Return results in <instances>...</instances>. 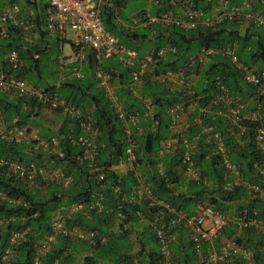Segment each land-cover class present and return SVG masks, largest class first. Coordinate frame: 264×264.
<instances>
[{"label": "trees", "instance_id": "obj_1", "mask_svg": "<svg viewBox=\"0 0 264 264\" xmlns=\"http://www.w3.org/2000/svg\"><path fill=\"white\" fill-rule=\"evenodd\" d=\"M190 1L204 13L208 12L210 3L203 0ZM215 1L217 0H213V2ZM227 1L230 5H237L240 0ZM111 2L113 5L124 4V2L116 3L115 0H111ZM164 2L165 0H158V8L152 9L151 14H156L162 10ZM261 12H264V10ZM100 13L105 29L115 36L112 31L113 29H119L114 24L115 19L119 16L118 10L115 13L110 8L102 7ZM26 21L35 26L33 32L38 35V39L34 40L35 42L27 43L23 41L18 30L11 27L5 28L6 36L0 38V65L8 67L2 58L6 53L15 51L18 61L13 67H8V72L16 78L27 81V78H41V67H46L51 58L59 53L60 41L57 36L47 37V33L41 29L40 24H37L36 21L33 23L30 18H27ZM235 26L236 19L222 22L213 28H196L187 32L170 26L162 29L160 38L164 37L162 36L163 33H167L168 37H166L165 43L173 45L176 54L179 53L183 56L194 54L200 48L219 50L225 44H234L236 45V55L240 60L243 61V55L247 54V59L252 65L260 62L261 67L258 68L257 72H264V34L256 36L253 50L244 53L245 47L250 48L251 46L250 39L248 34L245 33L239 36ZM119 34L126 42L129 38L131 40L135 38L129 33L119 32ZM126 44L128 45V42ZM129 46L133 47L132 45ZM133 48L136 50L135 47ZM87 59L92 66L93 58L90 51H88ZM243 63L249 66L245 61ZM157 65L154 73L169 67L171 63L167 64L159 60ZM110 72L113 78L112 70ZM122 74L125 79L119 82V85H121L120 90L115 93L121 99L128 113L142 115L139 101L132 99L130 95L128 71L125 70ZM202 75L207 78L205 88H192V94L184 97L181 95V91L168 93L154 82L145 79L144 89L140 93V97L150 99L155 108L152 120L157 123V126L154 133L144 131L135 140L138 147L137 151H134L136 155L134 166L141 168L142 174L146 177L147 182L151 184L155 199L167 204L175 212L191 213L195 204H201L211 206L215 211L225 214L226 211L230 210L229 206H234V215L241 216L244 211L246 217H251V213L255 212L258 219H264V196L248 191L241 185L232 186L227 191L224 190L223 177L225 171L218 163L217 158L211 155L202 144L200 153L194 155V159L201 166V177L209 180L208 184H189L180 180L179 170L181 171V168L178 156L170 155L165 159H161V161L156 158V148L167 135L166 124L168 119L165 114L166 110L172 104L180 102H184V105L195 102L200 106L214 101L217 96L214 83L216 76L226 86L227 96H238L243 90L250 91L255 96V93H252L254 89L241 81L238 71L218 55L204 66ZM121 76L119 74V79ZM31 84L42 89V91H54L65 103L79 109L83 121L91 122L93 127L98 129L95 164L99 172L103 174L104 180H98L97 173L89 170L85 166V162L75 160V156L81 155L82 148L79 145H71L70 140L83 135L84 132L79 127L78 121L64 118L61 128H58L50 136L58 140L59 148L64 153V157L57 159L48 155L47 159L48 162L55 163V166H61L65 170V174L71 173L73 176L72 184L67 189H63L51 182L45 186V194H43L41 189L22 184L0 168V190L10 198L24 201L23 206H11L6 202H0V219L15 218V221L7 222L0 228V250L6 245L9 232L27 228L23 242L13 249L15 254L14 264H31L34 243L50 234L49 218L51 213L59 206H64L62 204L67 206L71 203H81L83 209L70 214L65 221V226L79 225L101 234L106 237L105 243L102 245H89L72 238L56 236L41 260L43 264H53V262L57 264H77V258H81V264H160L158 243L154 236L153 227L160 222L168 221L172 214L160 208L148 207L146 200L140 202L131 200L128 195L134 184L131 173H127L118 179L116 174L110 170L111 166L124 159L128 142L123 127L118 122L101 91L94 87L92 82L83 87L80 81L75 78L58 83L57 86L42 87L41 83L35 82ZM258 99L264 103V95L258 96ZM23 105L26 108L28 107L27 112L21 110ZM41 106L31 99L28 101L13 100L0 93V118L7 127L24 126L23 121L25 119L36 116L33 113L34 108L37 109ZM220 107V103L211 107L212 113L204 116L202 122L212 125L219 131L223 141L229 148V160L236 164L241 179L264 190V175L260 173V171H264V157L254 141L255 128L259 122L264 124V117L259 119L258 122L243 120L242 124L248 128V135L243 145L240 146L230 135V126L226 120L216 116V108ZM153 121H150V123ZM26 147L27 145L22 142L7 143L0 140V158L40 166L45 155L39 151L26 152ZM30 150H33V146ZM158 161L161 162L163 167L162 176L158 175L155 170ZM114 186H118V193L113 191ZM48 187L52 190L47 194ZM181 188L185 191L182 192ZM96 193L102 194L104 199L102 201L104 210L100 214L88 210L90 202L95 200L93 195ZM62 200H65V202ZM117 214L122 216L119 221L116 220ZM114 226L119 232L112 233ZM176 230L179 231L180 228H176L173 233ZM132 231L135 232L134 237L129 236ZM181 233L184 232L179 231V234ZM221 236L230 239L235 245L247 250L252 264H264V232L255 230L252 227L238 231L234 225H227L221 231ZM173 242H170L169 247L177 264H196L191 244L183 245L186 253L178 255L179 245ZM133 243L136 245L135 250H133ZM80 254L85 255L78 257ZM229 257L232 258L233 263L228 262V264H245L239 256L231 255Z\"/></svg>", "mask_w": 264, "mask_h": 264}, {"label": "built area", "instance_id": "obj_2", "mask_svg": "<svg viewBox=\"0 0 264 264\" xmlns=\"http://www.w3.org/2000/svg\"><path fill=\"white\" fill-rule=\"evenodd\" d=\"M117 2H126L127 0H115ZM210 3L207 13L196 7L190 0H165L163 9L156 14H150L151 8H158V0H146L148 6L129 18L131 27L143 26L151 27L154 25H163L166 27L179 28L185 32L196 28L208 29L219 25L222 22H228L243 16V10L247 9V2L242 1L240 5H230L227 0H203ZM110 8L115 13L118 5H113L111 0H47L43 8L44 27L47 33L57 34L63 38L66 32H70L71 54L67 57L60 58V66L66 67L67 64L74 65L69 68L72 78H80V70L85 59V50H89L94 60L93 77L97 88L101 91L103 97L107 100L112 108L118 122L123 127L127 137L128 147L124 159L118 163L125 162L129 171L132 173L134 184L131 191H141L143 200L147 201L148 207L160 208L172 214V217L166 222H160L153 227L154 236L158 243V253L160 264H177L173 260L172 252L169 247L170 242L175 241L176 228H186L190 234L196 264H228L227 257L231 255H240L247 258L248 264H252L249 252L244 248L237 246L233 241H228L220 251L214 249V242L221 236V231L229 225H234L237 230L244 228H253L264 232V219H258L255 212L251 217H246L243 211L241 216H234L231 221L224 215L215 211L211 206L198 204L191 213L175 212L167 204L157 201L149 190H145L142 183V176L136 169V155L134 153L135 143L129 130V124L136 126L138 129L136 115L126 114L122 109L120 102L113 93L112 76L108 69L102 67V60L116 58L119 64L128 71L130 94L135 96V87L141 82L150 68L155 67L158 61L165 56H175L176 49L171 44L158 47L148 52L142 57H137L136 52L120 43L118 38L108 32L101 20V8ZM117 17V16H116ZM246 19L252 20L257 25L264 28V15L248 12L245 14ZM116 20V19H115ZM11 27L19 31L24 42L32 43L33 36L32 24H29L25 18L19 15V10L14 2H10L0 11V38L6 36L5 28ZM211 54H218L229 62L239 73L244 84L251 86L258 95L264 94V72H257L250 66L244 64L236 55V45L225 44L219 50L200 48L198 52L186 58L184 65L177 70H167L160 73H152L154 81L168 86L171 83L177 84L181 88H187V71L192 65H201ZM6 65L13 67L16 65L18 58L15 51H10L3 56ZM8 67L0 65V92L3 94H12L19 100H34L37 104L45 106L48 109H60L64 118L71 121H78L79 127L84 132L83 135L77 136L70 140L71 145H79L82 153L75 156V160L85 162V166L92 172L97 173L98 180H104V176L95 164L97 154L96 141L99 136L97 128L93 127L91 122L83 121L79 109L71 104H67L54 91H42L26 80L16 78L8 72ZM217 96L213 104H227V89L223 81L216 76L214 78ZM150 104L146 106L149 109ZM240 104L230 108L229 113L234 124L241 120ZM179 105H173L168 108L167 113L171 119L170 124L174 125L180 112ZM203 110V109H202ZM258 108L249 115L251 122H258ZM152 119V115L145 113ZM210 129V128H208ZM26 139L25 131L22 127H7L0 119V140L7 143H20ZM255 145L264 157V124L259 122L255 128ZM211 142L214 148V155L218 163L225 171V176L231 174L233 181L223 185L224 190H230L232 186L241 185L248 191L263 194L257 185L249 184L240 177L237 167L231 165L229 160V148L223 141L218 132L211 133ZM182 150L179 154V164L182 174L187 180L195 183H202L203 180L195 172L194 161L192 157V146L187 139L181 140ZM35 146V145H34ZM36 150H40L45 155L54 156L62 159L64 153L59 148L58 140L50 137L47 141L36 144ZM0 168L13 179L29 187L44 189L49 182H60L64 186L69 184L71 178L64 175L62 171L48 170L46 166H37L33 163H24L17 160L0 158ZM264 175V171H260ZM159 175H163L160 171ZM44 183V184H43ZM113 191L118 193V186H114ZM93 202H90L88 210L95 214H100L104 209L102 205V194H94ZM0 202H6L11 206H23L22 199H13L8 197L0 190ZM81 203H72L63 208H57L51 213L49 218L50 234L38 240L33 245V258L31 264H43L41 262L51 243L56 236L72 238L76 241H82L89 245L105 243L106 238L91 230L85 229L79 225L66 227L65 221L69 215L75 211H81ZM122 216L117 214V220ZM15 221L14 217L0 219V228L7 222ZM27 228L17 229L9 232L6 245L0 250V264H14V248L23 242ZM98 240V241H97ZM205 244L204 250L201 245ZM53 264H57L53 262Z\"/></svg>", "mask_w": 264, "mask_h": 264}, {"label": "crops", "instance_id": "obj_3", "mask_svg": "<svg viewBox=\"0 0 264 264\" xmlns=\"http://www.w3.org/2000/svg\"><path fill=\"white\" fill-rule=\"evenodd\" d=\"M242 1L247 2V9L243 10V16L236 19L235 30L237 31V34L239 36H242L244 33L248 34V36H249L251 46H250V48L245 47L244 53H246L249 50H253V44H254V42H256V39H257L256 36L261 35L262 33L264 34V28L260 25H257V23H255L254 21L246 19L245 14L248 12H251L254 14H263L264 15V12H261L262 10H264V0H240L238 4L240 5V3ZM10 2H14L17 5L18 10H19V15L21 17H23L25 19L30 18L33 23H34V21H36L37 24H40L41 29L43 30V26H44L43 8H44L45 4L47 3V0H0V11L3 9V7L5 5H7ZM117 3H120V2H117ZM147 6L142 8V9H146ZM123 8H124V4L118 5V14L120 13V10ZM152 9H154V8L150 9V11H149L150 14L152 13ZM138 11H140V10H138ZM118 17L116 18L115 23H114L119 28V29H117V31L129 33V34H132V36H135L134 40H131V38L127 39L128 45H125L123 43L122 44L125 45L127 48L134 50L136 52L137 57H142L143 55L147 54L148 52L155 50L158 47L166 45L165 39H166V37H168V34L163 33L162 36H164V37H162V38H160V34H161L162 29L169 28V27H166L163 25H154L152 27H143V26L138 25V26H135L132 28L131 24L129 22V18L131 16L128 18V22H126V23H124ZM32 26H33L32 27V31H33L35 26L34 25H32ZM137 28L142 29V32L140 33L139 31H136L135 29H137ZM33 36H34L35 41H36L38 39V35L36 33H33ZM54 36L58 37L57 34L47 33V37L53 38ZM71 39H72V35L69 32H66L63 38L58 37V40L60 41L59 42L60 45L58 48L59 53L57 55L53 56V58H51V61H50L51 65L54 68H56L58 71V74H59V82L58 83L69 81L70 79H72L69 68H71L74 64L73 63L67 64L66 67L62 68L60 66V62H59L60 58L70 56V54H71V47H70ZM62 42H64V43H62ZM65 45L68 46V48L70 50V52L68 54H63V46H65ZM129 45H132V46L135 45L134 47L136 48V50ZM88 51L89 50H85V53H84L85 59H84V62L82 63V66H81L80 78L77 80L80 81V84L83 87L87 86L88 83L92 82L94 84V87L97 88L94 77H93L94 60H93L92 66H91V64L88 63V59H87ZM196 53H194V54H196ZM194 54H191V55H194ZM191 55L183 56L182 54L180 55L179 53H177L175 56H165L164 58L160 59V62L164 61L167 64L171 63V65L167 68H163V70L159 71L158 73L163 72V71H167V70H177L178 68H181L185 63L186 58L191 56ZM216 55H218V54H211L207 58V60H205L203 62V64L192 65L188 69V71H187L188 85H187V90H185L186 95H182V92H181V95L183 97L192 94V88H195L196 81L200 79L201 74H202L203 69H204V66L208 62H210L211 59H213ZM218 56H220V55H218ZM113 59H115L117 61L116 58L113 57ZM242 62H244V60ZM157 66L158 65L156 64L155 67L150 68L148 70V72L145 74V76L141 79V82H139L136 85L135 96H132L130 94L132 99H136L139 101V104H140V106L142 108V112H143L142 115L134 113L136 115V121H137L138 129H136V126L129 124V130H130V133L132 135L133 142L135 143L134 151H137V147H138V144L135 142V140L138 137H140L144 133V131L154 133L156 131V126H157V123L145 114L146 112H148L149 114L152 115L153 111L155 112V108L151 104L150 99L147 97H143V98L140 97V93L144 89V85H145V81H146L145 79H148L152 83L154 82L158 87H160L162 90H165L168 93H175L177 91L178 92L182 91L181 87H179L175 83H171L168 86H164L163 84L154 81L151 77V74L154 73V70L157 68ZM102 67L109 69V70H112V72L114 74V77L112 78L113 93L117 97V94L115 92L120 90L119 87H121V85H119V82L123 81V79H125V77L122 73L126 69L124 67H122L118 61L116 63L109 62L107 66H104L102 64ZM250 67L252 69H254L255 71L258 70V67H256L255 64L251 65ZM119 74L122 75L120 79H119ZM127 76H128V74H127ZM201 78L204 80V85L202 88H205L206 83H207V78L206 77H201ZM128 82H129V76H128ZM58 83L55 86H57ZM49 86H51V85H48L47 87H49ZM129 89H130V85H129ZM253 92L255 93V96H253L250 91H244V90L241 91L239 93V95L235 96V97L228 95L227 104H222L220 108H216L217 111L215 112L216 116L226 120L227 124L230 126V128H229L230 135L234 138V140L236 142H238V144L240 146L243 145V143L246 140L247 135H248L247 134L248 128L242 124L243 120L251 122L249 119V115L252 112L256 111L258 108H261L262 110L261 111L259 110V114L257 116V119H262L264 117V103L262 101L260 102L258 99V96H261V95H258L255 92V90H253L252 93ZM1 94H3V93H1ZM4 95H6L8 99L16 100V98L12 94H4ZM117 99L120 102L122 109L126 112V114L132 115V113L130 114L125 110V108L121 102V99H119L118 97H117ZM190 102H191V99H190ZM211 102L212 101H210L206 105H200V106H198L195 102H191L187 105H184V102H180L179 104L182 105L181 112L179 113V116H178L174 125L170 124L171 119H170V117L167 113V110H166L165 114H166V117L168 119L167 124H166L167 135L164 139H162L159 142V144L156 148V152H155L156 158L159 161H161V159H165L166 157H169L170 155L171 156L175 155V156L180 157L179 154L183 148L182 145L180 144V142L183 139H187L192 146L191 151H192V157H193L194 166H195V172L203 180V182L199 183V184H208L209 180L201 177V166L195 161L194 155H197L200 153L202 145L204 147H206V149H208V152H210L211 155H214V148H213V144L211 142V133L212 132H218L219 133V131L217 129H215L212 125L202 122V118L204 116H208V114L212 113L211 107H213L215 105ZM148 104H150V106H149V109L147 110L146 106H148ZM237 104H240V106H241V109H240L241 120L238 123L234 124L232 122V118H231V115L229 113V110H230V108H234V106ZM21 110H23L24 112H27L28 107L26 108L25 105H23L21 107ZM131 110L133 111V109H131ZM33 113H35L36 116L32 117V118H37L38 120H41L42 122H44L45 127H47V129H45L44 133H42V131H37L36 129H33L32 127L26 126V124L24 126H20L24 129L25 134H26V139L22 143L27 145V147L25 148L26 152L27 151L28 152L29 151H34V152L39 151V152H41V154L45 155V153H43L42 151L36 150V148H35L36 144L39 142H42V141H46L48 139V137H50L53 133H55L58 130V128H61L64 118L60 112V109L51 110V109H48L44 106H41L37 109L34 108ZM150 121H153V122L150 123ZM208 128H210V129H208ZM32 142H34L35 144H33ZM32 146H33V150H30V148ZM47 157H48V155L44 156V159H43V162L41 165L46 166L48 170H55V171L60 170L64 173V175H67L71 178V181L66 186H64L60 182H56V181L52 182L53 185H56L57 187H61L63 189H67L68 186H70L72 184V181H73L72 180V178H73L72 174L71 173L65 174V170L62 169L61 166L57 167V166H55L56 165L55 163L48 162ZM159 161L155 165V170H156L158 175H159L160 171H163L162 170L163 169L162 164ZM230 163H231V165L236 167V164H233L232 162H230ZM136 169L140 172V174L142 176V183H143L144 189L149 190L152 193L151 184L149 182H147L146 177L141 172V168L138 167ZM110 170H112L116 174L118 179H120L122 176H124L127 173H131L128 169V165L124 161L111 166ZM179 173H180V180H182L186 183H189V184L194 183V184L198 185V183L191 182V181L187 180L185 175L182 174V172L180 170H179ZM131 179L133 180L132 173H131ZM223 179H224L223 185H225L226 183H231L234 178L231 174H227V176H224ZM50 183L51 182H49V184ZM181 189H182V192L185 191L183 188H181ZM41 190L43 191V194H45L44 193L45 189H41ZM128 195L130 196L131 200H134L136 202L144 201L143 196L141 194V191L132 192L131 188H130ZM57 196H58V194H57ZM260 196H264V195L260 194ZM122 200H123V198H122ZM62 201L65 202V200H62ZM62 205L65 206V204H62ZM196 205L197 204L194 205L193 211L195 210ZM64 206H59L58 208H63ZM229 208H230V210L226 211L224 215L229 219V221H231V219H233L234 216H236V215H234V206L233 207L229 206ZM180 213H182V212H180ZM183 213H188V212H183ZM154 219H155V217H154ZM230 224L231 223H229V225ZM179 231H183L184 233L179 234ZM179 231L176 230L174 232L176 238H175V241L173 242L176 245H179V247H178L179 253L177 252L178 255H180L184 252L186 253V250L183 248V245L188 244V243L191 244L190 234H189L188 230H186V228L180 227ZM117 232H119V231L116 230V228L114 226L112 228V233H117ZM134 234H135V232L132 231L129 234V236L134 237ZM228 241H231V240L226 239L223 236H220L214 242V249L216 251H220ZM180 245H182V246H180ZM205 247H206V245L202 244L201 250H204ZM135 249H136V245L133 243V250H135ZM192 250H193V247H192ZM193 253H194V250H193ZM84 255L85 254H80V255H78V257L84 256ZM172 256H173V254H172ZM229 256H231L230 253H229L228 257ZM234 256L241 257L240 255H234ZM228 257H227V262L233 263V261H231L232 258L231 257L228 258ZM173 258H174V256H173ZM194 258H195V254H194ZM241 258L243 259L245 264H248L247 258H243V257H241ZM80 261H81V258L77 260V264H80Z\"/></svg>", "mask_w": 264, "mask_h": 264}, {"label": "rangeland", "instance_id": "obj_4", "mask_svg": "<svg viewBox=\"0 0 264 264\" xmlns=\"http://www.w3.org/2000/svg\"><path fill=\"white\" fill-rule=\"evenodd\" d=\"M148 4L146 2V0H127L124 3V8L120 10L119 13V19H121L124 23L128 22V18L130 16H132L135 12H137L138 10H141L142 8L146 7ZM136 31H139L140 33L142 32V29L137 28L135 29ZM115 36L125 45H127L126 41L123 39V37L119 34V32L117 30L112 31ZM70 33V32H69ZM134 47V46H133ZM70 52L68 46H63V54H68ZM245 55V56H244ZM243 55V59L246 63H248L249 65H252L249 60L247 59V54ZM109 62H113L116 63L117 61L115 59H108V60H102V64L104 66H107ZM256 67L260 68L261 64L260 62H256L255 63ZM117 66V65H116ZM201 77L202 74H201ZM200 77L199 80L196 81V86L195 88H199L201 89L204 85V80ZM27 82L31 83H41L42 87H46L48 85H56L59 82V74L56 68H54L52 65H50V63L46 64V67H41V78H36V77H32L31 78H27ZM26 126L28 127H32L33 129H36L37 131H42V133H44L45 129H47V127H45L44 122H42L41 120H38L37 118H29V119H25L23 121ZM51 190L50 187L47 188L46 192L48 194V192ZM157 250V249H156ZM79 258H77L78 260Z\"/></svg>", "mask_w": 264, "mask_h": 264}, {"label": "clouds", "instance_id": "obj_5", "mask_svg": "<svg viewBox=\"0 0 264 264\" xmlns=\"http://www.w3.org/2000/svg\"><path fill=\"white\" fill-rule=\"evenodd\" d=\"M44 27V26H43ZM152 27V26H151ZM35 87V86H34ZM39 89V88H38ZM182 89V95H185L186 94V91L185 90H187V88H181ZM40 90H42V89H40ZM173 105H179L180 106V108H182V105L181 104H179V103H175V104H172L171 106H173ZM171 106H169V107H171ZM45 107V106H44ZM168 110V109H167ZM180 112H181V110H180ZM179 112V113H180ZM64 118V117H63ZM1 119V118H0ZM2 121V120H1ZM4 124V123H3ZM96 194H99V193H96ZM116 220H117V217H116ZM115 220V221H116ZM119 221V220H118ZM106 238V237H105ZM173 260L175 261V259L173 258ZM81 264V263H80Z\"/></svg>", "mask_w": 264, "mask_h": 264}]
</instances>
